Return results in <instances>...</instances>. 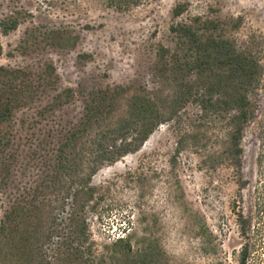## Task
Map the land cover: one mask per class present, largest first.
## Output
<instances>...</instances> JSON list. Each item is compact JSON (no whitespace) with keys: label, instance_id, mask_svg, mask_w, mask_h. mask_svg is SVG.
Wrapping results in <instances>:
<instances>
[{"label":"rangeland","instance_id":"374dc122","mask_svg":"<svg viewBox=\"0 0 264 264\" xmlns=\"http://www.w3.org/2000/svg\"><path fill=\"white\" fill-rule=\"evenodd\" d=\"M8 20L0 85L22 92L0 128V264H132L112 246L126 236L132 257L154 248L150 264H238L264 231V0H0ZM182 25L259 61L237 147L236 112H200ZM135 97L152 103L143 123ZM74 221L79 258L80 241H65ZM261 241L248 264H264Z\"/></svg>","mask_w":264,"mask_h":264},{"label":"trees","instance_id":"16d2710c","mask_svg":"<svg viewBox=\"0 0 264 264\" xmlns=\"http://www.w3.org/2000/svg\"><path fill=\"white\" fill-rule=\"evenodd\" d=\"M179 12L176 13V15ZM213 26L214 22L207 23ZM2 33L5 35L9 31H13L17 28V22L15 20H8L6 24L0 25ZM184 32V38L189 44L190 51H193L194 58L188 62V70L195 71L196 79L195 81L202 85L204 91L200 94L198 93V107L201 113H206L210 108H219V110L236 112L235 115H232L234 122V129L232 130L235 135L233 146H238V141L240 140L242 123L247 120L248 116L251 115L248 112L250 107V94L253 93L256 89V82L260 77L261 66L256 57L252 56L246 52L245 48L236 46V44L223 37L216 38L214 33H210L206 38H203L202 35H199L196 31L195 26L193 25H182L181 29ZM1 54V46H0ZM5 71V69H1ZM8 75L18 76L20 71L11 70L8 72ZM11 75V76H12ZM10 76V78H11ZM195 84V82H194ZM192 89V87H190ZM20 88H12L5 85L4 82L0 85V128L2 126H7L13 115L14 109H18V98L20 97ZM185 91V90H184ZM216 91V102L213 103L212 99L208 97H216L213 95V92ZM186 93V92H185ZM135 118L138 119V122L146 119L152 113V105L150 100H137L135 97L133 100ZM140 119V120H139ZM143 123V121H142ZM157 124L152 125L150 128L143 132L142 139L145 140L148 135L153 131L154 127ZM6 136V135H5ZM3 146H0V153L7 149L9 141L5 140ZM3 138L0 137V144L3 141ZM239 153V150H237ZM124 155L123 153L121 154ZM258 167H264V152H261L257 157ZM263 195V194H261ZM260 210L263 209V206H260ZM259 211V210H258ZM11 216L12 218L20 217L25 214V210L22 207H14ZM260 213V212H258ZM9 218V216H7ZM238 222L241 230L242 236H247V221L240 214L238 216ZM263 232L260 230H253V234L256 233L255 238L252 242H248L243 246L239 252L238 264H248V261L251 256V250L260 248L261 238H263ZM50 231L44 234V237H48ZM86 226L84 221L78 222L74 221L72 227V232L68 238H65V241L73 243L77 241L76 249L72 250V253L69 256L74 258L83 257L85 252H82L81 244H84L83 241H86ZM91 245V244H90ZM89 245V246H90ZM113 248H122L124 262H130L132 264L137 263V259L142 260L143 263L150 264L153 261L154 257V248L149 247L145 248L138 254L136 257L131 256V237L126 236L124 238L117 239L113 244ZM117 251V250H116ZM135 260V261H134Z\"/></svg>","mask_w":264,"mask_h":264},{"label":"bare ground","instance_id":"6f19581e","mask_svg":"<svg viewBox=\"0 0 264 264\" xmlns=\"http://www.w3.org/2000/svg\"><path fill=\"white\" fill-rule=\"evenodd\" d=\"M143 150H145V147L143 148Z\"/></svg>","mask_w":264,"mask_h":264}]
</instances>
